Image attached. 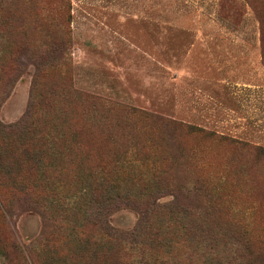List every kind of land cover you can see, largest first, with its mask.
Masks as SVG:
<instances>
[{"label": "rangeland", "instance_id": "374dc122", "mask_svg": "<svg viewBox=\"0 0 264 264\" xmlns=\"http://www.w3.org/2000/svg\"><path fill=\"white\" fill-rule=\"evenodd\" d=\"M14 9L31 14L22 15L21 32L32 53L45 49L41 40L66 43L61 66L46 64L37 74L23 59L24 70L1 97L0 121L23 116L37 79L58 93L70 84L194 125L171 134L134 121L129 140L113 149L123 146L136 160L138 137L151 133L156 139L144 146L161 154L147 163L152 168L167 164L161 157L179 145L184 166L169 169L150 200L157 210L190 213L184 222L210 228L218 250L249 244L258 261L264 247V0H17ZM76 172L72 167L61 175L69 193L83 179ZM108 220L127 230L137 213L123 207ZM42 228L37 211L0 208V264H21L13 243L42 263Z\"/></svg>", "mask_w": 264, "mask_h": 264}, {"label": "trees", "instance_id": "16d2710c", "mask_svg": "<svg viewBox=\"0 0 264 264\" xmlns=\"http://www.w3.org/2000/svg\"><path fill=\"white\" fill-rule=\"evenodd\" d=\"M16 1L0 0V100L16 71L24 70L23 59L35 66L37 74L46 64L61 66L64 59L60 50L66 42L56 39L41 40L45 49L39 53L29 51L21 30L26 26L22 15L27 20L31 14L15 10ZM55 93L37 79L32 81L23 116L13 123L0 121V208L7 212L19 204L42 216L41 250L51 259L48 264H264V247L256 252L258 261L247 243L218 250L217 235L210 228L184 222L190 213L157 210L149 193L159 190L169 169L184 166L179 145L163 153L167 164L152 168H146L147 163L161 154L144 146L156 139L151 133L149 138L146 133L138 137L142 155L136 160L123 146L113 149L115 142L129 140L134 121L171 134L194 125L70 84L58 93L60 99ZM72 167L83 179L78 181L79 190L69 193L65 188L70 183L61 175ZM123 207L137 213L131 229L114 228L108 220ZM13 250L18 263L37 264L16 243ZM46 259L42 257L40 264Z\"/></svg>", "mask_w": 264, "mask_h": 264}]
</instances>
